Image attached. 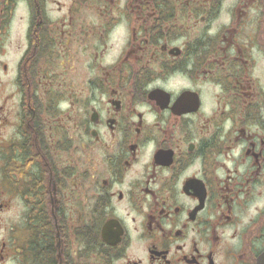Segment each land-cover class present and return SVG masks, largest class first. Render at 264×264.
Wrapping results in <instances>:
<instances>
[{"label": "flooded vegetation", "instance_id": "obj_1", "mask_svg": "<svg viewBox=\"0 0 264 264\" xmlns=\"http://www.w3.org/2000/svg\"><path fill=\"white\" fill-rule=\"evenodd\" d=\"M0 264H264V0H0Z\"/></svg>", "mask_w": 264, "mask_h": 264}]
</instances>
